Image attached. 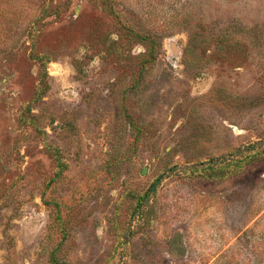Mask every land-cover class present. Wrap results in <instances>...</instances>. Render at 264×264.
Wrapping results in <instances>:
<instances>
[{
  "label": "rangeland",
  "instance_id": "1",
  "mask_svg": "<svg viewBox=\"0 0 264 264\" xmlns=\"http://www.w3.org/2000/svg\"><path fill=\"white\" fill-rule=\"evenodd\" d=\"M114 1L0 0V264H264V0Z\"/></svg>",
  "mask_w": 264,
  "mask_h": 264
},
{
  "label": "trees",
  "instance_id": "2",
  "mask_svg": "<svg viewBox=\"0 0 264 264\" xmlns=\"http://www.w3.org/2000/svg\"><path fill=\"white\" fill-rule=\"evenodd\" d=\"M115 1L114 0H103V5L105 7V9L112 14L113 16L116 17V12L114 10V6H115ZM131 32H133L138 38L144 39V40H150L154 45L156 43V41L149 35H143L142 33L139 32H135L133 31V29H130ZM152 49H154V46L152 47ZM34 58L36 60H38L40 62L41 65V81L37 86V90H36V94H35V98L34 100L39 101L41 100V98L43 97V95L46 93V91L49 88V84H48V70H47V64L50 62L49 61V57L46 54H35ZM156 59L155 55H150L149 61H145L146 63L148 62H154ZM143 63V64H146ZM28 110L30 111V108H28ZM33 117L35 116H30L28 120L29 122L33 120ZM256 147V153L252 154V155H247L246 157H242V156H237L235 158H231V160H229L227 163L225 164H221V162H218L217 160L212 161L211 163H209L208 165H204V167H202V169L204 170V174L212 176V177H216V178H221L223 176H226L228 174H233L235 173L237 170L241 169L243 164L245 163V161L248 158H252L255 157L256 155H258L259 153H261L262 150V145L259 144V146L254 145ZM51 148V147H50ZM55 160H56V164H57V171L55 173V177L54 178H58L62 172L67 168V163L64 161L62 155H61V151L60 149H56L55 150ZM160 182V178L157 179L156 182H154V184L152 185V188L145 194L146 196H149V194L152 192H155L157 185ZM56 205V204H55ZM57 208V207H56ZM56 222H59V225H61L63 227V222L61 220L60 214L58 213L55 219ZM64 228V227H63ZM62 228L61 233L63 234L62 240L59 244H57L54 249L51 251L50 254V261L53 264H69L68 261H66L65 259L59 258L58 257V250L61 247L62 243L65 240V231Z\"/></svg>",
  "mask_w": 264,
  "mask_h": 264
}]
</instances>
